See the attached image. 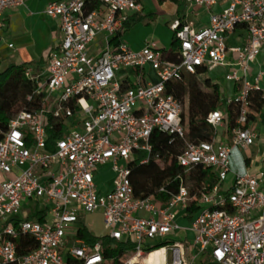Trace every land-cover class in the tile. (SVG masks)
<instances>
[{
	"label": "built area",
	"instance_id": "2783aa9c",
	"mask_svg": "<svg viewBox=\"0 0 264 264\" xmlns=\"http://www.w3.org/2000/svg\"><path fill=\"white\" fill-rule=\"evenodd\" d=\"M184 1L186 15L169 24L179 62L154 41L139 51L122 41L141 0H60L45 7L61 40L42 70L24 73L41 95L40 107L7 118L0 129V264H116L103 256L101 242L82 237V217L94 213L102 215L103 236L125 246L117 264H193L197 257L207 258L200 264H264V169L251 172L246 161L252 159L243 156L264 145L249 120L250 95L261 92L262 73L250 82L249 64L264 47V0ZM24 2L0 0V32L4 12ZM92 2L97 8L88 11ZM200 11L207 24L195 23ZM99 37L101 49L93 53L89 47ZM199 67L229 69L225 79L242 86L226 101L239 107L232 128L222 110L213 111L206 121L214 138L193 143L185 139L183 105L166 94L165 84ZM146 68L157 82L145 78ZM48 117L61 124L51 143ZM217 127L225 129V143ZM154 130L184 142L176 157L178 189L165 202L135 197L129 179L131 160L143 155L139 163L148 162ZM105 165L114 174L112 189L99 194L95 178ZM198 168L210 170L215 182L196 188L190 175ZM25 237L33 243L19 244Z\"/></svg>",
	"mask_w": 264,
	"mask_h": 264
},
{
	"label": "trees",
	"instance_id": "16d2710c",
	"mask_svg": "<svg viewBox=\"0 0 264 264\" xmlns=\"http://www.w3.org/2000/svg\"><path fill=\"white\" fill-rule=\"evenodd\" d=\"M97 8L92 2L87 10L91 11ZM128 23H125V29ZM172 47L178 48V44L172 34ZM171 52L167 59L179 62V56ZM39 64L24 63L20 65H9L4 71L0 72V129L7 118H11L22 110L35 111L40 107L41 95L34 93V84L25 77L26 69L32 68L35 72L39 71ZM207 71L205 67L197 68L194 74H182V77L176 81H169L165 84L167 95L179 100L183 105L181 116L182 126L185 130V139L188 142H210L214 138L215 132L207 123V116L216 110H223L228 128H232L233 122L238 114L239 107L234 103L223 105L219 86L205 77ZM241 83L234 84V93L239 92ZM31 96V99L27 98ZM186 99V103H185ZM223 108V109H221ZM249 120L252 123L264 124V96L261 92H253L250 95ZM61 124L52 118H47V133L49 143L61 135ZM1 140V134H0ZM152 153L146 164H140L139 160L143 155L131 160L128 163L129 179L135 197L154 196L157 201L165 202L169 195L175 193L178 189V175L182 169L176 162V157L184 147L183 140L176 136L162 133L154 130L151 134ZM248 162V161H247ZM215 176L208 169L198 168L190 175L197 188L200 182L214 183ZM163 189V192L160 190ZM197 207L193 208L190 219L197 213ZM41 214H38L35 219ZM83 238L88 243L101 242L102 254L105 258H116L124 250L125 246L121 242L109 239L108 237L96 236L88 227L83 230ZM33 241L27 237L20 238L19 244ZM157 245L156 248L160 247Z\"/></svg>",
	"mask_w": 264,
	"mask_h": 264
},
{
	"label": "crops",
	"instance_id": "0c3cea01",
	"mask_svg": "<svg viewBox=\"0 0 264 264\" xmlns=\"http://www.w3.org/2000/svg\"><path fill=\"white\" fill-rule=\"evenodd\" d=\"M54 1L60 0H25L23 6L4 12L3 21L5 27L0 32V72L4 71L9 65H20L30 62L39 64L40 70L46 66L49 53L59 45L61 40L57 21L43 14L45 7ZM141 6V13L131 15L127 22L128 28L125 29V32L121 36L122 41L133 51L141 50L148 41H154L156 43V40L151 36H144L140 42H137L138 39H141L140 31L146 33L152 28L153 32H157L162 27H168L171 22L181 19L187 12V5L184 0H141ZM220 8V6H217L213 10L219 11ZM207 17L204 11H200V21L195 23L197 25L199 23L207 24ZM237 33L241 34V32ZM231 38L233 39L231 40ZM231 38V41L229 40L228 43L233 45L236 43V38L235 36ZM101 44L102 39L99 37L91 44L89 50L97 53L101 49ZM159 48L163 51V48ZM150 73L153 72L149 68H146L145 78L149 79ZM258 73H262L259 86L262 96H264V47H262L260 53L257 55L256 60L249 64V81L253 82V79ZM211 81L214 82L212 79ZM254 124L251 122L250 127L253 128ZM256 125L264 126L260 121ZM253 129L257 131V128ZM232 163L233 171L239 170L235 156L232 157ZM246 164L251 172L257 169L254 166L253 160L246 161ZM227 181L230 183L231 176L228 177ZM111 189L112 184L106 190L97 192L99 194H105Z\"/></svg>",
	"mask_w": 264,
	"mask_h": 264
},
{
	"label": "rangeland",
	"instance_id": "374dc122",
	"mask_svg": "<svg viewBox=\"0 0 264 264\" xmlns=\"http://www.w3.org/2000/svg\"><path fill=\"white\" fill-rule=\"evenodd\" d=\"M153 29L151 28L148 32L144 33L143 31H140V38L136 39L137 42H140L144 36H151L153 39L156 40V43L159 45V47L163 48V51L165 55H168L170 52H174L175 48L171 45V33L169 26L168 27H162L159 31L153 32ZM233 38H231L232 40ZM230 40V41H231ZM124 42V41H123ZM162 50V49H161ZM129 72V71H128ZM229 70L223 69V68H217L213 71H210L206 73L205 77L212 79L220 89V95L223 100V105L225 106L227 99H231L234 97L233 87L234 83L227 81L225 79V75L229 74ZM149 81L152 83L157 82V79L155 78V75L153 73H150L149 75ZM186 103V99H185ZM223 109V108H221ZM253 128H257V132L260 135H264V126H258L256 123L254 124ZM217 135L223 138V143H225V129L223 127H217ZM244 156H249L254 161V166L260 167L264 169V163H260L264 161V145H257L256 147H253L249 150L247 153H243ZM113 172L111 171L110 165L100 167L97 172V176L95 178V184L97 191H104L107 188H109L112 184L113 179ZM35 202V201H34ZM19 218L24 219L25 215L24 213L20 212L17 215ZM83 222L87 225V227L98 237H101L105 235L106 230L104 228L102 215L100 213H94L90 215H83L82 217ZM188 222H181L179 221V225H185L188 226ZM173 240L180 241V237L178 235L173 236ZM188 239H192V234L189 233ZM154 245V243H152ZM207 260L206 257H197L193 264H200V261Z\"/></svg>",
	"mask_w": 264,
	"mask_h": 264
},
{
	"label": "clouds",
	"instance_id": "9594fccd",
	"mask_svg": "<svg viewBox=\"0 0 264 264\" xmlns=\"http://www.w3.org/2000/svg\"><path fill=\"white\" fill-rule=\"evenodd\" d=\"M237 158L239 159V154L237 153ZM244 169H243V166H242V163H241V166H240V172L243 173Z\"/></svg>",
	"mask_w": 264,
	"mask_h": 264
},
{
	"label": "bare ground",
	"instance_id": "6f19581e",
	"mask_svg": "<svg viewBox=\"0 0 264 264\" xmlns=\"http://www.w3.org/2000/svg\"><path fill=\"white\" fill-rule=\"evenodd\" d=\"M151 257H152V255H149V256H148V259H150Z\"/></svg>",
	"mask_w": 264,
	"mask_h": 264
}]
</instances>
